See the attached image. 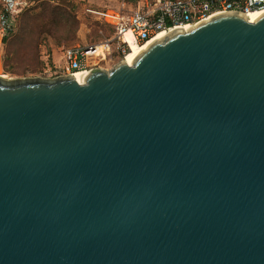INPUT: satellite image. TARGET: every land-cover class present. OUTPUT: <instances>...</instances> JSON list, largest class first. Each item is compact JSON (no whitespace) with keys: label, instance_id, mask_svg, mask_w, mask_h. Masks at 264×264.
Returning a JSON list of instances; mask_svg holds the SVG:
<instances>
[{"label":"water","instance_id":"obj_1","mask_svg":"<svg viewBox=\"0 0 264 264\" xmlns=\"http://www.w3.org/2000/svg\"><path fill=\"white\" fill-rule=\"evenodd\" d=\"M78 81L0 76V264H264V12Z\"/></svg>","mask_w":264,"mask_h":264},{"label":"built area","instance_id":"obj_2","mask_svg":"<svg viewBox=\"0 0 264 264\" xmlns=\"http://www.w3.org/2000/svg\"><path fill=\"white\" fill-rule=\"evenodd\" d=\"M116 6L90 9L108 26L112 37L99 44L64 49L67 75L100 68L114 57L124 61L131 44L143 46L159 35L205 22L220 13H250L264 10V0H116ZM34 0H0V71L4 70V40L18 29L20 16ZM2 77V75L0 74Z\"/></svg>","mask_w":264,"mask_h":264},{"label":"rangeland","instance_id":"obj_3","mask_svg":"<svg viewBox=\"0 0 264 264\" xmlns=\"http://www.w3.org/2000/svg\"><path fill=\"white\" fill-rule=\"evenodd\" d=\"M116 3V0H34L8 41L6 64L0 74L7 80L67 76L64 49L99 44L113 34L88 10L114 7ZM121 61L114 57L101 63L100 68L112 70Z\"/></svg>","mask_w":264,"mask_h":264},{"label":"bare ground","instance_id":"obj_4","mask_svg":"<svg viewBox=\"0 0 264 264\" xmlns=\"http://www.w3.org/2000/svg\"><path fill=\"white\" fill-rule=\"evenodd\" d=\"M264 12V10H258V11H254L252 13H250L248 15V19L253 22L254 18L258 17L260 14H262ZM167 36L166 33H163L161 35H159L153 42L158 41L160 39H163ZM151 43L145 44L143 46H136L131 44V51L129 53H127V55L124 58V61L129 64V65H133L134 60L138 57V55L140 54V52H142L146 47H148ZM84 72H78L76 74L73 75V77L78 81V79L80 78L81 74H83ZM79 82V81H78ZM80 83V82H79ZM81 84V83H80Z\"/></svg>","mask_w":264,"mask_h":264},{"label":"trees","instance_id":"obj_5","mask_svg":"<svg viewBox=\"0 0 264 264\" xmlns=\"http://www.w3.org/2000/svg\"><path fill=\"white\" fill-rule=\"evenodd\" d=\"M25 12H26V11H25ZM25 12H24V13H25ZM24 13H23V14H24ZM23 14H22V15H23ZM22 15L20 16V19H21ZM11 37H12V36H11ZM11 37L6 38V39L4 40V56H3V57H4V68H5V64H6V57H5V56H6V47H7L8 41H9V39H10Z\"/></svg>","mask_w":264,"mask_h":264}]
</instances>
